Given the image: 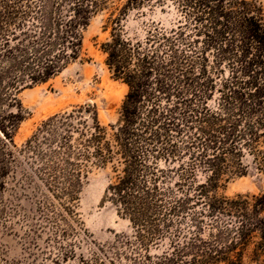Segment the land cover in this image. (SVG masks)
<instances>
[{"label":"trees","instance_id":"16d2710c","mask_svg":"<svg viewBox=\"0 0 264 264\" xmlns=\"http://www.w3.org/2000/svg\"><path fill=\"white\" fill-rule=\"evenodd\" d=\"M111 2L0 0V179L24 118L17 94L78 60L84 29ZM154 8L172 9L174 23L125 30L129 11ZM108 27L100 49L127 88L116 123L103 127L93 107L79 106L48 118L18 150L33 169L42 221L57 230L75 218L87 168L109 166L102 202L131 228L111 249L130 264H264V191L215 194L249 165L264 172L261 2L125 0Z\"/></svg>","mask_w":264,"mask_h":264},{"label":"rangeland","instance_id":"374dc122","mask_svg":"<svg viewBox=\"0 0 264 264\" xmlns=\"http://www.w3.org/2000/svg\"><path fill=\"white\" fill-rule=\"evenodd\" d=\"M124 1L113 0L109 10H102L90 19L82 33V52L78 60L68 64L46 84L24 89L16 96L24 118L13 133L14 147L10 145V149L14 156L6 158L7 170L0 179V264H79L82 257L97 258L99 264H130L125 255L120 257L111 249L119 241L117 236L130 234L131 228L127 220L116 214L112 204L102 202L103 191L111 177L109 166L87 168L75 218L66 215V224L56 230L39 215L33 169L18 153L48 118L79 106L93 107L103 127L116 123L127 88L109 74L100 47L109 37L110 27L104 30L106 18ZM259 2L264 7V0ZM141 12L143 15L135 10L128 12L123 20L125 30L141 33L151 21L166 28L174 23L172 9ZM198 179H202L201 175ZM262 191L264 172L249 165L244 175L230 178L215 194L231 198ZM157 244L151 246V253L164 250L167 239ZM128 250L125 249L126 254L131 256Z\"/></svg>","mask_w":264,"mask_h":264}]
</instances>
